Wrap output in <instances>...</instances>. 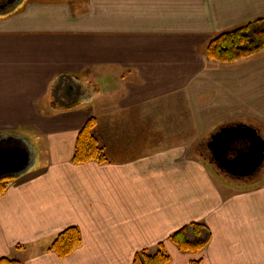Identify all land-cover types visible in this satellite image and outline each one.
Segmentation results:
<instances>
[{
    "label": "crops",
    "instance_id": "0c3cea01",
    "mask_svg": "<svg viewBox=\"0 0 264 264\" xmlns=\"http://www.w3.org/2000/svg\"><path fill=\"white\" fill-rule=\"evenodd\" d=\"M259 18L264 0L0 9V147L28 155L22 172L0 175L12 176L0 196V259L131 264L162 244L167 264H264V171L243 180L204 159L224 125L257 124L264 140V49L232 63L205 55L213 36ZM90 118L107 162L72 164ZM191 223L210 234L198 253L169 241ZM73 226L81 245L65 258L49 251Z\"/></svg>",
    "mask_w": 264,
    "mask_h": 264
},
{
    "label": "trees",
    "instance_id": "16d2710c",
    "mask_svg": "<svg viewBox=\"0 0 264 264\" xmlns=\"http://www.w3.org/2000/svg\"><path fill=\"white\" fill-rule=\"evenodd\" d=\"M264 49V18L250 21L242 26L224 31L213 36L205 46V55L209 59L232 63L247 58ZM96 120L90 118L78 132L71 163L75 165L96 162L104 164L107 158L103 148L99 145L93 129ZM0 177V196L7 189L9 178ZM209 231L201 223H191L170 235L172 242L180 251L198 253L209 241ZM81 234L78 228L69 227L61 231L53 240L49 251L58 257L65 258L72 254L81 245ZM170 260L162 244L155 253L142 251L136 253L131 264H167ZM0 264H18L17 261L1 258ZM191 264H200L192 261Z\"/></svg>",
    "mask_w": 264,
    "mask_h": 264
},
{
    "label": "water",
    "instance_id": "95a60500",
    "mask_svg": "<svg viewBox=\"0 0 264 264\" xmlns=\"http://www.w3.org/2000/svg\"><path fill=\"white\" fill-rule=\"evenodd\" d=\"M238 141H247L250 150L239 151L237 156L229 158L230 147ZM207 147L219 168L234 177H251L264 162V140L250 125L221 126L210 136ZM27 164L28 155L24 149L0 147V175L20 173Z\"/></svg>",
    "mask_w": 264,
    "mask_h": 264
},
{
    "label": "flooded vegetation",
    "instance_id": "af4514ba",
    "mask_svg": "<svg viewBox=\"0 0 264 264\" xmlns=\"http://www.w3.org/2000/svg\"><path fill=\"white\" fill-rule=\"evenodd\" d=\"M252 127H254V126L252 125ZM254 128H256V127H254ZM257 132L259 134L258 129H257ZM249 150H250V144L247 141H238L230 147V150L228 152V156H229V158H232V157L237 156L239 151L246 152ZM207 155H209V154L207 153ZM209 159L212 161H215L213 156H211V158H209Z\"/></svg>",
    "mask_w": 264,
    "mask_h": 264
},
{
    "label": "rangeland",
    "instance_id": "374dc122",
    "mask_svg": "<svg viewBox=\"0 0 264 264\" xmlns=\"http://www.w3.org/2000/svg\"><path fill=\"white\" fill-rule=\"evenodd\" d=\"M14 0H0V9H7V8H9L10 7V4L13 2ZM246 125H250V126H252V124H250V123H248V124H246ZM254 126H256V127H259V125H257V124H253ZM264 127V126H263ZM261 131H262V133H264V131L261 129ZM209 158H211V155L209 154V155H207V157H204V159H206V160H209ZM213 165H214V163H213ZM262 171L261 170H259V172L257 171L254 175H252L251 177H244V178H242L243 180H257L258 178H259V174L261 173V172H263L264 171V163H263V167H262Z\"/></svg>",
    "mask_w": 264,
    "mask_h": 264
}]
</instances>
